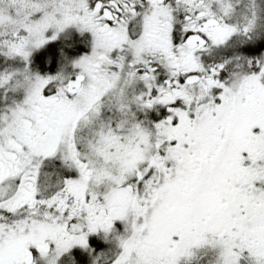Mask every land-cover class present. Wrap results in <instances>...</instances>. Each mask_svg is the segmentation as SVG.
Listing matches in <instances>:
<instances>
[{
    "label": "snow or ice",
    "instance_id": "6c2138e0",
    "mask_svg": "<svg viewBox=\"0 0 264 264\" xmlns=\"http://www.w3.org/2000/svg\"><path fill=\"white\" fill-rule=\"evenodd\" d=\"M0 264H264V0H0Z\"/></svg>",
    "mask_w": 264,
    "mask_h": 264
}]
</instances>
